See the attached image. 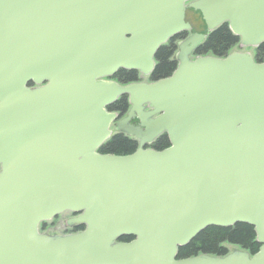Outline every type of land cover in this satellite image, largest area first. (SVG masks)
<instances>
[{
	"label": "water",
	"instance_id": "1",
	"mask_svg": "<svg viewBox=\"0 0 264 264\" xmlns=\"http://www.w3.org/2000/svg\"><path fill=\"white\" fill-rule=\"evenodd\" d=\"M190 1L0 0V264H264V63L239 53L190 61L192 38L164 80L99 81L149 71L190 28ZM190 7L209 29L229 22L244 44L264 41V0ZM122 95L148 134L119 130L142 144L166 133L169 148L97 152L116 118L106 108ZM67 212L83 231L41 233ZM238 223L254 227L255 255L178 259L205 229Z\"/></svg>",
	"mask_w": 264,
	"mask_h": 264
},
{
	"label": "flooded vegetation",
	"instance_id": "2",
	"mask_svg": "<svg viewBox=\"0 0 264 264\" xmlns=\"http://www.w3.org/2000/svg\"><path fill=\"white\" fill-rule=\"evenodd\" d=\"M197 0H192L188 3H186V11H185V23L190 26L189 29H184L181 32H179L177 35L170 38L165 44H163L159 50L162 47L170 46L172 47V51L169 55V62L174 65L173 70L170 75L163 77V78H154V71L156 67L159 64L158 59V53L155 54L153 58V67L147 71H140V70H127V69H120L116 71L111 76H106L99 81L106 82V83H114L118 84L119 86H127L129 84L133 83H145V84H152L156 83L158 81L164 80L170 76L173 75V73L177 70L179 66V54L181 51V44L188 41L189 39L194 38V42L196 43V46L192 49L191 53L189 54V59L191 61L196 60L199 57H217V58H223L216 56V53L213 50H206L204 47L206 43L208 42L209 38L214 35L216 32H218L220 29L225 27L227 31L235 38L234 45L229 49V53L226 55L228 56L231 53H243V54H249L253 60L256 63H264V53H261V46L264 44V41L257 44V45H248L243 43V39L240 36H237L231 29L230 24L228 22H224L217 26L214 29H209L207 23L204 20L203 14L198 11L194 10L190 7V4L195 2ZM191 45H189L190 47ZM225 56V57H226ZM134 73L133 79H129L128 77L124 76L122 73ZM118 102L124 103L122 107L118 105ZM118 105V106H117ZM132 109V105L130 103V97L128 95H122L117 98V100L108 106L106 108L107 112L110 114L116 115L115 120L113 121L111 127H110V137L107 141H105L99 148V150L104 151L106 148V145L112 141L113 139L117 137H122L123 139L129 141L133 144V149L130 153L126 154H115L110 153L113 155L118 156H127L135 153L138 149L142 148L145 150H154V151H163L164 149L168 148L170 146V140L166 133H161L149 140H147L144 144L141 143V141L134 136L120 131L119 130V124H121V127H132V128H139L142 130V132L146 135L148 134L147 126H145L141 120L140 114L135 113L133 116L130 117V112ZM143 112L145 114L153 112V108L150 107L149 104L143 105ZM156 116L152 115L149 119H146L147 122H149L151 119H155ZM148 136V135H147ZM146 136V137H147ZM1 170V167H0Z\"/></svg>",
	"mask_w": 264,
	"mask_h": 264
},
{
	"label": "trees",
	"instance_id": "3",
	"mask_svg": "<svg viewBox=\"0 0 264 264\" xmlns=\"http://www.w3.org/2000/svg\"><path fill=\"white\" fill-rule=\"evenodd\" d=\"M233 36L227 31L225 27L220 29L212 35L205 45L206 50H213L218 57H225L229 53V49L234 45ZM172 47H162L158 53L159 64L154 71V78H163L171 74L174 65L169 62V55ZM261 53H264V44L261 46ZM129 79H133L134 73H122ZM122 107L124 103L118 102ZM117 105V106H118ZM133 144L117 137L110 141L104 151L99 150L100 154H128L132 151ZM47 226L43 224L41 231H46ZM84 230L83 226H78L73 229V233ZM133 238L124 237L120 242H130ZM229 247H236L238 249L247 251L251 255H255L260 250V244L257 242V235L254 227L238 223L230 228L209 227L200 233L190 244L179 250L178 259H187L197 257L200 255H207L212 257H225L231 251Z\"/></svg>",
	"mask_w": 264,
	"mask_h": 264
},
{
	"label": "rangeland",
	"instance_id": "4",
	"mask_svg": "<svg viewBox=\"0 0 264 264\" xmlns=\"http://www.w3.org/2000/svg\"><path fill=\"white\" fill-rule=\"evenodd\" d=\"M73 218V215L69 212L59 215V217L45 223L47 230L44 233L51 236H64L70 235L73 231V227L67 225V221ZM231 252L238 250L236 247H229Z\"/></svg>",
	"mask_w": 264,
	"mask_h": 264
}]
</instances>
